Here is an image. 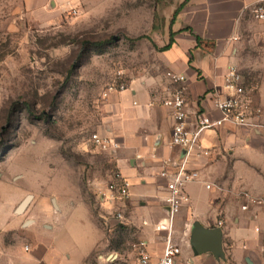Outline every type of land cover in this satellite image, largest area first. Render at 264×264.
Wrapping results in <instances>:
<instances>
[{"label":"rangeland","instance_id":"rangeland-1","mask_svg":"<svg viewBox=\"0 0 264 264\" xmlns=\"http://www.w3.org/2000/svg\"><path fill=\"white\" fill-rule=\"evenodd\" d=\"M178 2L81 0L74 15L41 26L29 20L23 0H0V264H38L40 256L81 264L100 234L81 207L69 213L73 191L105 233L83 264H134L139 235L125 224L108 232L101 217L97 190L110 179L113 155L89 139L100 128L102 94L116 73L129 84L159 61L148 38L135 39L145 30L127 31L128 10L155 5L160 34L164 14ZM256 57L257 69L245 75L259 81L262 74L264 85V54ZM27 195L33 196L27 208L15 213Z\"/></svg>","mask_w":264,"mask_h":264},{"label":"crops","instance_id":"crops-1","mask_svg":"<svg viewBox=\"0 0 264 264\" xmlns=\"http://www.w3.org/2000/svg\"><path fill=\"white\" fill-rule=\"evenodd\" d=\"M182 1L179 0L178 5ZM261 1L264 0H188L173 20L176 7L170 4L171 10L164 14L160 34L154 29L155 5L148 12L145 8L128 10L124 20L132 23L130 27L126 23L128 32L143 29L157 47H162L168 43L170 31H173L174 41L169 49L162 51H157L150 41V47L159 58L154 64L155 71L151 72L148 67L146 72L130 80L127 90L112 93L104 100L98 133L119 143L116 152L109 154L113 155L114 169L130 183L129 197L123 203L101 201L100 210L106 212L101 217L108 232L115 230L108 226L109 221L113 222L110 219L112 211L121 207L123 224L136 231L137 239L147 241L152 255L161 254L164 232L155 231L154 224L164 216L166 192L158 171L162 159L172 157L178 161L184 151L169 145L172 127L169 108L150 103L167 94L165 71L173 70L186 77L188 111L193 112L198 107L217 117L213 93H224L222 76L227 65L234 63L245 74V71L257 69L259 59L256 56L264 54V23L255 19L252 13V8ZM80 2L23 0L29 20L41 26L58 22ZM255 78H251L258 85L255 100L264 105L262 74L259 81ZM201 141L214 147L219 160L212 163L203 159L191 160L188 163L189 168L198 171V177L187 183L185 190L189 202L174 220V237L181 245V254L175 264H180L186 257H191L195 264H248V261L264 264V130L225 124L216 131H206ZM206 183L219 185L221 190L215 186L208 189ZM243 191L261 202L239 196ZM51 200L53 210H58L56 199L52 197ZM243 204L247 205L245 209L241 208ZM69 206L70 214L76 207H81L99 230L100 235L87 249L84 262L100 245L105 233L79 192L73 191ZM218 213L224 221L220 227V251L195 253L191 240L194 226L218 227L215 224ZM38 260V264H54L47 256H40Z\"/></svg>","mask_w":264,"mask_h":264},{"label":"built area","instance_id":"built-area-1","mask_svg":"<svg viewBox=\"0 0 264 264\" xmlns=\"http://www.w3.org/2000/svg\"><path fill=\"white\" fill-rule=\"evenodd\" d=\"M75 9L69 11V15H74ZM255 19L264 23V1L257 3L252 8ZM168 80L166 86L167 94L162 98L152 100L150 104H161L170 110L172 119L169 145L184 151L178 161L172 157H165L161 160V168L158 176L164 180L165 196L163 198L164 216L154 224V230L164 232V246L159 256L152 255L148 250L147 241L137 239L133 243L135 251L134 264H175L177 257L181 254L179 240L174 237V220L181 208L189 202V195L185 190L187 183L195 181L198 171L188 167L191 160H205L212 163L219 160L214 147L204 145L201 141L202 135L206 131H216L225 124L237 127H247L251 130H264V105L255 100L258 85L254 80L249 79L243 71L234 63L228 64L222 76V95L214 92L213 105L219 115L213 117L196 108L189 112L187 109V85L186 77L183 73L173 70L165 71ZM129 84L118 71L115 78L104 89L102 96L108 97L112 93L127 90ZM91 144L100 151L115 153L119 148V143L111 137L100 135L94 132L90 136ZM217 187L219 185L206 183V188ZM130 183L118 169L111 170L110 179L97 190L99 199L108 204L124 202L129 197ZM248 198L251 202L260 203L258 198L251 197L243 191L238 194ZM246 204L241 206L242 209ZM215 224L221 227L224 223L218 213ZM109 221V228H118L123 224L124 216L121 207L112 211ZM180 264H195L191 257L182 259Z\"/></svg>","mask_w":264,"mask_h":264},{"label":"water","instance_id":"water-1","mask_svg":"<svg viewBox=\"0 0 264 264\" xmlns=\"http://www.w3.org/2000/svg\"><path fill=\"white\" fill-rule=\"evenodd\" d=\"M31 195H27L16 207L15 213H22L26 208ZM191 240L195 253L212 252L216 253L221 249V228H206L200 224H196L191 232ZM248 264H251L248 261Z\"/></svg>","mask_w":264,"mask_h":264},{"label":"trees","instance_id":"trees-1","mask_svg":"<svg viewBox=\"0 0 264 264\" xmlns=\"http://www.w3.org/2000/svg\"><path fill=\"white\" fill-rule=\"evenodd\" d=\"M188 2V0H183L179 5H178V7L175 9V11H174V13H173V18H172V20L174 19V17L176 16V14L178 13V11L180 10V8L182 7V6H184V4H186ZM171 20V21H172ZM173 34H174V32L173 31H170V34H169V41H168V43H166L165 45H163L162 47H157L156 45H155V43L149 38V37H147L146 35H139V36H137V37H135V39H140V38H148L150 41H151V43L153 44V46L156 48V50L157 51H162V50H167V49H169V47L171 46V44L173 43ZM197 40H198V38H197ZM109 41H111V40H108V41H101V42H95L94 44L95 45H101V44H104V43H107V42H109Z\"/></svg>","mask_w":264,"mask_h":264},{"label":"bare ground","instance_id":"bare-ground-1","mask_svg":"<svg viewBox=\"0 0 264 264\" xmlns=\"http://www.w3.org/2000/svg\"><path fill=\"white\" fill-rule=\"evenodd\" d=\"M29 201V200H28Z\"/></svg>","mask_w":264,"mask_h":264}]
</instances>
